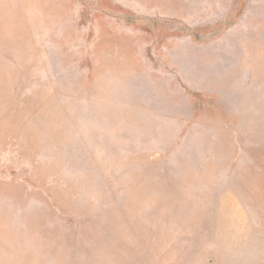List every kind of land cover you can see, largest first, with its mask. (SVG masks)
<instances>
[{
    "label": "rangeland",
    "instance_id": "rangeland-1",
    "mask_svg": "<svg viewBox=\"0 0 264 264\" xmlns=\"http://www.w3.org/2000/svg\"><path fill=\"white\" fill-rule=\"evenodd\" d=\"M0 264H264V0H0Z\"/></svg>",
    "mask_w": 264,
    "mask_h": 264
}]
</instances>
